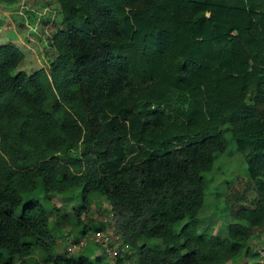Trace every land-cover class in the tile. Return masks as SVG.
Wrapping results in <instances>:
<instances>
[{
    "label": "trees",
    "instance_id": "1",
    "mask_svg": "<svg viewBox=\"0 0 264 264\" xmlns=\"http://www.w3.org/2000/svg\"><path fill=\"white\" fill-rule=\"evenodd\" d=\"M25 2L0 0L42 62L17 71L23 52L0 45V264H112L102 250H55L52 230L86 234L95 197L135 264L258 256L248 242L260 233L264 244V0H57L39 22ZM225 132L257 198L227 205L235 222L221 237L199 232L198 214ZM75 189L69 213L36 198Z\"/></svg>",
    "mask_w": 264,
    "mask_h": 264
},
{
    "label": "rangeland",
    "instance_id": "2",
    "mask_svg": "<svg viewBox=\"0 0 264 264\" xmlns=\"http://www.w3.org/2000/svg\"><path fill=\"white\" fill-rule=\"evenodd\" d=\"M47 4H49L48 7H43V5ZM15 7L14 5H4L0 3V45L6 42L15 44L24 54L16 70H22L29 74L37 71L42 66V62L38 59L31 47L24 42L23 38L16 32L13 26L11 17L12 14H14ZM24 7L29 8L31 12L32 9L35 10L38 22L41 21V19L45 20L44 13H42L43 10L49 8L55 11L59 8L57 0H26ZM17 10L18 9H16V11ZM31 20L33 22L29 23L32 26L38 23L34 19ZM225 139L227 142L225 151L217 154L211 171L202 174L205 182L204 203L198 214V231L200 232L201 230L207 229L209 232L216 233L221 237L225 234L226 225L230 222H235L233 214L227 208V205H230L232 209H237L241 206L252 205L257 198L253 187L248 181L243 154L238 151L230 132H225ZM73 195L74 198L68 195L61 196L52 194H48L46 197L37 196L36 198L43 203L46 200L45 204L47 208L49 207L50 211L54 207L61 209L65 213H69L80 206L79 190L75 189ZM53 218V212H49L50 222ZM81 220L89 229L86 234L81 235V226H75V228L72 227V225L67 226L64 228L61 236L52 230L53 235L57 237L56 252L76 258L79 253L86 251L91 258H94L98 256L100 250H102L105 253V261L116 264L117 255L112 254L115 250L114 243L110 242L105 246L100 243H94L91 240L100 232H107L108 235H111L113 232L109 205L106 199L104 197L93 198L89 210L81 214ZM185 220L186 219L176 223L174 228L179 229ZM99 224L103 225L101 230L97 229ZM259 234L260 233L257 235L255 234L248 242L251 253L257 252L258 256L249 257L245 254H241L236 257L231 264H264V256L259 253V250L264 251V244ZM76 236H84L87 243L81 249L71 252L68 250L69 245L66 238L68 237L72 238L74 241H78ZM120 241L123 243L121 238ZM140 242L152 245L155 244L157 240L142 239ZM123 256L121 264H135L133 253L130 249L124 251Z\"/></svg>",
    "mask_w": 264,
    "mask_h": 264
},
{
    "label": "built area",
    "instance_id": "3",
    "mask_svg": "<svg viewBox=\"0 0 264 264\" xmlns=\"http://www.w3.org/2000/svg\"><path fill=\"white\" fill-rule=\"evenodd\" d=\"M111 238V239H110ZM92 242H96V243H100L106 246V244L108 243H114V248L115 250L112 252V254H117V253H122L124 251H126L128 249V245L126 243H121L120 241V237L113 234V232L111 233V235H108L107 232H100L98 234H96V236L94 238L91 239ZM66 241L69 245V251H74V250H79L82 247H84L86 245V240L85 237H81L78 241H74L72 238H66ZM112 249V248H111ZM259 253L264 256V251H260Z\"/></svg>",
    "mask_w": 264,
    "mask_h": 264
},
{
    "label": "crops",
    "instance_id": "4",
    "mask_svg": "<svg viewBox=\"0 0 264 264\" xmlns=\"http://www.w3.org/2000/svg\"><path fill=\"white\" fill-rule=\"evenodd\" d=\"M123 253H124V252H122V253L119 252V253H117L116 255H119V257H120V256H121V257H124V256H123Z\"/></svg>",
    "mask_w": 264,
    "mask_h": 264
}]
</instances>
